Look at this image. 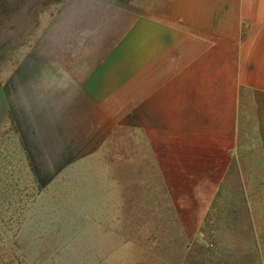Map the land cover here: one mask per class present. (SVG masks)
<instances>
[{
	"label": "crops",
	"instance_id": "crops-1",
	"mask_svg": "<svg viewBox=\"0 0 264 264\" xmlns=\"http://www.w3.org/2000/svg\"><path fill=\"white\" fill-rule=\"evenodd\" d=\"M101 3L61 28L60 44L74 52L28 55L4 86L36 179L72 185V174L117 125L128 165L164 185L171 205L205 207L194 220H208L216 204L243 205L244 213L225 216L245 223L231 235L241 239L234 264H264L256 201L217 198L228 175L264 174V0ZM114 8L136 17L100 21L101 11L114 15ZM115 110L123 111L122 123H115ZM113 248L140 254L127 241ZM132 258L121 264H178L156 255Z\"/></svg>",
	"mask_w": 264,
	"mask_h": 264
},
{
	"label": "rangeland",
	"instance_id": "rangeland-1",
	"mask_svg": "<svg viewBox=\"0 0 264 264\" xmlns=\"http://www.w3.org/2000/svg\"><path fill=\"white\" fill-rule=\"evenodd\" d=\"M123 1L107 0L115 6ZM101 2L0 0V264H121L132 257L145 262L143 257L155 255L178 264H234L241 239L231 235L245 223L225 216L231 217L235 209L244 213L245 207L216 204L208 220H194L202 217L205 207L171 205L164 185L161 189L155 177L128 165L117 125L100 151L72 174V185L57 181L43 186L36 179L7 112L4 86L14 71L25 68L28 55L74 52V47L60 44L65 34L61 28L75 19L76 12ZM114 10V15L101 11L100 21L117 17L113 22H121L120 15L131 20L136 17L133 11L117 14V8ZM113 114L115 123H122L123 111ZM220 192L217 198L225 201L255 200L257 226L264 229V174L234 172ZM155 215L163 220H151ZM109 231L127 236L108 237ZM156 231H178L179 235L149 234ZM212 231L218 232L213 235ZM123 241L140 254L114 253L113 246Z\"/></svg>",
	"mask_w": 264,
	"mask_h": 264
}]
</instances>
